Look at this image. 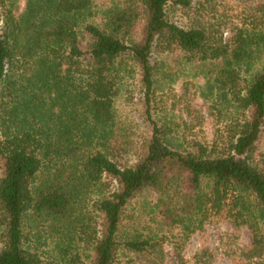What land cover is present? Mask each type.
Instances as JSON below:
<instances>
[{
  "label": "trees",
  "instance_id": "obj_1",
  "mask_svg": "<svg viewBox=\"0 0 264 264\" xmlns=\"http://www.w3.org/2000/svg\"><path fill=\"white\" fill-rule=\"evenodd\" d=\"M4 0H0L1 7ZM100 9V21L89 17L92 0H27L19 19L0 8V85L9 71L31 70L45 95L32 110L50 100V119L57 124L42 141L31 129L0 131V264L45 263L24 247L23 222L52 234L83 241L89 264H113L124 249L145 264H164V235L173 229L190 234L208 211L230 199L235 224H246L250 244L241 249L246 260L264 255V0L249 9L250 26L235 24L223 40L201 23L180 26L169 8H189L191 0H116ZM180 51L188 61L212 72L218 89L245 114L234 123L226 149L171 145V129L151 114L157 65L153 53ZM19 56V57H17ZM131 62L140 74L145 115L151 133L133 164L89 149L80 132L91 122L108 124L114 115L118 68ZM32 63V64H31ZM19 68V67H18ZM250 70L244 87L242 70ZM65 72L62 74L61 72ZM78 79V86L74 80ZM41 93V94H42ZM39 104V105H38ZM42 114V113H41ZM52 134V135H51ZM53 134L55 136H53ZM105 141V140H104ZM143 192L153 195L150 235L121 239L122 214ZM93 195L95 197H93ZM87 207H90L88 209ZM230 211V212H231ZM159 236V237H158ZM78 255L69 264H77ZM213 251L203 247L191 260L175 251V264H212Z\"/></svg>",
  "mask_w": 264,
  "mask_h": 264
},
{
  "label": "rangeland",
  "instance_id": "obj_2",
  "mask_svg": "<svg viewBox=\"0 0 264 264\" xmlns=\"http://www.w3.org/2000/svg\"><path fill=\"white\" fill-rule=\"evenodd\" d=\"M254 1L191 0L189 8L170 7L168 17L184 27L201 23L212 32L219 31L216 32L217 36L221 35L225 40L229 35L228 28L233 25L244 22L247 27L250 26L248 16L252 11L249 7ZM116 2L92 0V14L89 17L82 15L77 19L78 23L99 22L98 11ZM1 4L3 6L0 5V8L11 10L16 19L26 14L27 0H4ZM20 59L17 63L19 68L9 71L0 85V131L11 134L31 129L45 141L50 138L48 128L52 129L58 123L56 113L50 119V100L37 109L29 108L42 102L45 95L38 88L40 82H35L32 77L34 65L31 63L32 69L25 70ZM152 59L157 65V72L151 114L160 125L170 127L168 142L187 149H196L199 145L208 150L226 149L233 124L244 119L245 114L229 94L221 92L214 84L212 72H208V68L199 65V62L188 61L186 54L180 51L154 52ZM125 63L118 68V92L112 121L108 124L90 122L80 132V137L87 140L84 142L89 149L104 151L101 144L105 142L115 160L130 165L136 161L149 138L151 127L145 115L144 90L139 71L131 62ZM249 72L244 69L241 72L242 87L249 78ZM78 82V79L74 80L76 86ZM259 148H264V137L260 140ZM153 203L152 193L143 192L126 206L119 229L121 239L134 233L150 235L148 227H154L149 220ZM230 206L228 198L220 209H212L205 216H200L197 219L199 222H196L197 228L190 234L178 229L160 232L159 236L164 235L162 248L167 253L164 264H175L173 258L176 250L185 259L191 260L193 254L203 247L213 251L212 264H264V255L252 260L242 256L241 249L250 244V231L246 224H235ZM258 226L260 232L264 233V222L260 221ZM1 229L0 226V233ZM23 232L26 236L24 247L36 253L45 263L69 264L70 258L78 255L77 264H89L87 257L91 250L83 241H70L52 234L45 227L35 225L28 215L23 222ZM113 264L145 263L134 254L120 249Z\"/></svg>",
  "mask_w": 264,
  "mask_h": 264
}]
</instances>
